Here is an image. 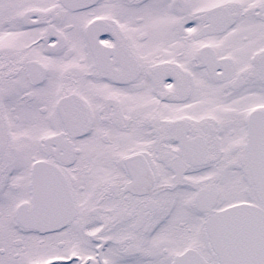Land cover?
I'll use <instances>...</instances> for the list:
<instances>
[{
  "label": "snow or ice",
  "instance_id": "obj_1",
  "mask_svg": "<svg viewBox=\"0 0 264 264\" xmlns=\"http://www.w3.org/2000/svg\"><path fill=\"white\" fill-rule=\"evenodd\" d=\"M0 264H264V0H0Z\"/></svg>",
  "mask_w": 264,
  "mask_h": 264
}]
</instances>
